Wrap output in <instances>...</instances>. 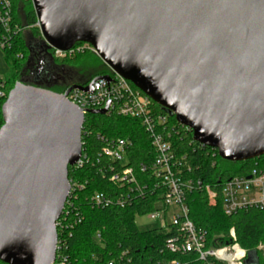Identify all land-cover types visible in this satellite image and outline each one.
Listing matches in <instances>:
<instances>
[{"label": "water", "instance_id": "1", "mask_svg": "<svg viewBox=\"0 0 264 264\" xmlns=\"http://www.w3.org/2000/svg\"><path fill=\"white\" fill-rule=\"evenodd\" d=\"M31 1L48 47L89 44L222 159L264 155V0ZM43 82L41 71L16 82L2 106L0 264L55 263L82 154L85 115L66 99L79 86L58 94Z\"/></svg>", "mask_w": 264, "mask_h": 264}, {"label": "trees", "instance_id": "2", "mask_svg": "<svg viewBox=\"0 0 264 264\" xmlns=\"http://www.w3.org/2000/svg\"><path fill=\"white\" fill-rule=\"evenodd\" d=\"M10 1L13 21L22 30L14 37L11 47L3 52L5 61L11 68V76L7 79L0 78V92L4 94L0 96V128L4 123L2 106L13 85L22 81L27 72L31 63L30 58H33V43H39V51L34 53V56L48 60L52 69H60L62 72L68 65L75 66L79 77V81L74 82L71 79L74 72L72 70L64 72V77L61 75L57 84L50 87L42 84L39 86L41 88L63 94L72 86L87 85L95 78L111 72L97 55L88 50L62 59L55 58L53 51L44 42L39 28L36 27L38 20L32 1ZM27 30L33 36L30 32L26 34ZM39 63L37 66H40ZM68 76L72 82L63 83L64 78H69ZM156 108L167 113L157 104ZM169 125L171 128L174 127L171 138L173 147L179 154L186 155L191 165L189 177L200 180L203 185L202 189L189 193L186 200L190 219L198 230L207 234V247L219 248L230 244V231L233 229L239 246L254 254L257 264H264V256L259 251V246L264 244V209H243L228 216L223 211L221 199L222 189L231 178L247 176L254 169L264 172V155L243 162L224 160L216 149L196 142L192 132L181 126L175 116L170 115ZM97 136L130 139L133 142L128 160L129 165L136 170L140 184L146 182V174L140 172V166L143 164L150 166L155 158L149 138L138 121L117 115L86 116L82 142L94 164H88L80 169L69 167L71 183L83 186L77 190L75 200V208L83 220L61 235L65 238L61 255L67 257L66 264H108L123 253L127 254V259L133 264H159L173 260H180L183 264H224L212 259L203 262L193 254L169 253L165 250V242L171 236L170 232L160 228L145 232L139 230L136 217L145 216L155 210V204L160 200L157 193L135 198L124 208L116 205L102 209L91 207L90 200L95 193L114 198L127 190L125 186L111 182L108 175L100 173L97 153L102 145ZM207 186L217 194L215 205L209 203L204 190ZM74 216L73 214L69 221H72Z\"/></svg>", "mask_w": 264, "mask_h": 264}, {"label": "built area", "instance_id": "3", "mask_svg": "<svg viewBox=\"0 0 264 264\" xmlns=\"http://www.w3.org/2000/svg\"><path fill=\"white\" fill-rule=\"evenodd\" d=\"M36 27L39 28V23ZM21 30L20 26L13 21L11 1L0 0V50L4 52L9 49L14 37ZM49 48L53 51V56L58 59L87 50L97 55L89 44L77 45L67 52L53 47ZM104 76L108 79L100 78L94 82L92 80L87 85H79V88L72 89L66 99L80 109L85 118L90 114L89 111L102 110L109 104L105 115H117L138 121L149 138L155 158L150 166L144 164L140 166V172L146 174V182L140 184L137 172L129 165L128 160L133 142L130 139L97 136L102 145L97 153L100 173L108 175L111 182L125 186L127 190L114 198L95 193L90 200L91 207L102 209L116 205L124 208L135 198L157 193L160 200L155 204V210L145 216L153 222L162 221L159 228L171 233L165 242L167 252L176 255L193 254L203 262L212 259L224 264H247L248 252L236 242L233 229L230 231V244L219 248L207 247L206 232L198 230L190 219L187 195L197 189H202L203 185L200 180L189 177L191 165L187 156L179 154L173 147L171 138L174 127L171 128L169 125L170 115L157 109L152 99L113 70ZM88 87L90 88L87 90ZM0 96L4 94L0 92ZM184 128L190 130L187 127ZM88 164L93 165L94 161L82 142L81 157L73 167L80 169ZM70 185V194L56 223L58 243L54 264H66L67 262V257L61 255L65 245V238L61 235L83 220L75 208L76 192L83 186L71 183V181ZM204 190L209 203L215 205L217 194L208 186ZM221 199L223 211L228 216L243 209H264V172L254 169L247 176L231 178L222 189ZM73 214L74 219L69 221ZM126 256L127 254L123 253L118 259L108 264H133ZM251 263L257 264L256 262ZM159 264H183V262L173 260Z\"/></svg>", "mask_w": 264, "mask_h": 264}, {"label": "rangeland", "instance_id": "4", "mask_svg": "<svg viewBox=\"0 0 264 264\" xmlns=\"http://www.w3.org/2000/svg\"><path fill=\"white\" fill-rule=\"evenodd\" d=\"M29 32L30 31L27 30L26 34H28ZM30 34L32 35L31 32H30ZM38 44L39 43L36 42V43H33V45H32V56H33V58L30 60L31 63H29L27 72L25 73V75L23 77V79L25 81L32 83L34 81V77H35L36 73L41 71L43 81H44L43 84L47 85V81H50L49 85L52 86L53 84H57L59 82L58 80L61 78V75L64 77V75H63V74H65L64 72L68 73V71H71V70H72V72H74V75L71 77V79L74 82L79 81V77L76 74L77 70H76V68H74L75 66L68 65L67 68L64 69V72H62L60 69H58V70L57 69L55 70V68L52 69L48 60H44V58H41V57H36V55L34 56V53H37L39 51V45ZM38 63L40 64V66L39 65L37 66ZM58 75H60V76H58ZM10 76H11V68L8 65V63L5 61V55H4L3 51L0 50V78L1 79H7ZM71 79H70V77L69 78L66 77V79L64 78V82L63 81H61V82L67 83V82H70ZM27 84H29V83H27ZM167 217H169V215H167ZM161 224H162V221L153 222L147 216H137L136 217V225L139 228V230L142 232L159 228L161 226ZM259 251L262 253V256H264V244L259 246ZM249 264H252V263L250 262Z\"/></svg>", "mask_w": 264, "mask_h": 264}]
</instances>
